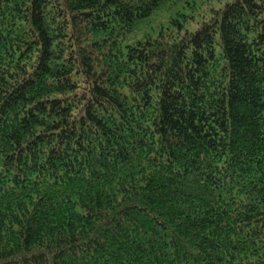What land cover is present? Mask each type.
Segmentation results:
<instances>
[{
  "label": "trees",
  "instance_id": "16d2710c",
  "mask_svg": "<svg viewBox=\"0 0 264 264\" xmlns=\"http://www.w3.org/2000/svg\"><path fill=\"white\" fill-rule=\"evenodd\" d=\"M175 1L0 0V264H264V0Z\"/></svg>",
  "mask_w": 264,
  "mask_h": 264
},
{
  "label": "rangeland",
  "instance_id": "374dc122",
  "mask_svg": "<svg viewBox=\"0 0 264 264\" xmlns=\"http://www.w3.org/2000/svg\"><path fill=\"white\" fill-rule=\"evenodd\" d=\"M190 2V3H189ZM194 4H197V8L191 6ZM215 5H218V1H215ZM182 10L185 13H194L197 14L199 12H205L210 8V3L207 0H176L171 9L169 10H160L158 13H155V15L152 16L150 20V25H157L158 23H161V20L165 19L171 12V10Z\"/></svg>",
  "mask_w": 264,
  "mask_h": 264
}]
</instances>
